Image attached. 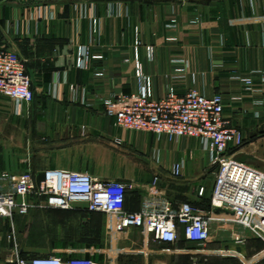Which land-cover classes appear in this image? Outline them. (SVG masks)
<instances>
[{
  "label": "crops",
  "instance_id": "0c3cea01",
  "mask_svg": "<svg viewBox=\"0 0 264 264\" xmlns=\"http://www.w3.org/2000/svg\"><path fill=\"white\" fill-rule=\"evenodd\" d=\"M81 47L97 57L86 69L76 65ZM148 47L154 49L152 59ZM3 51L17 53L24 62L35 100L16 115L14 104L0 94V131L8 128L13 141L25 135L35 153H51L48 168L126 183L127 211L140 210L155 178L175 208L189 203L204 213L212 210L213 187L200 197V174L188 165L194 156L213 166L202 144L170 149L157 136L124 130L106 116V99L138 91L137 63L151 77L156 98L169 86L180 95L196 89L206 97L222 96L225 118L246 138L244 150L264 158V0H0ZM181 67L185 72H176ZM150 150L152 157H145ZM159 154L167 156L163 164L157 162ZM181 162L182 176L176 178L172 168ZM76 208V214L92 219L82 223L85 231L98 232L101 220L100 229L107 233L104 214ZM215 213L223 221L210 226L205 244L187 240L182 228L177 243L157 241L148 224L107 235L102 245L70 243L40 251L47 246L33 247L31 238L18 257L59 254L100 264H264V240L232 223L230 213ZM12 227L0 219V264H9L13 253Z\"/></svg>",
  "mask_w": 264,
  "mask_h": 264
},
{
  "label": "built area",
  "instance_id": "2783aa9c",
  "mask_svg": "<svg viewBox=\"0 0 264 264\" xmlns=\"http://www.w3.org/2000/svg\"><path fill=\"white\" fill-rule=\"evenodd\" d=\"M175 23L169 28H175ZM140 40L135 41L138 58ZM153 58L154 49L147 48ZM87 47L77 52L76 65L86 69L90 59ZM184 73L185 68L176 70ZM139 80L138 91L120 92L105 100L106 116L116 125L130 132L150 133L170 141L190 139L199 141L212 153V163L217 166L210 212L204 213L186 203L175 208L158 186L155 178L143 198L138 212L126 210L129 186L119 180H101L88 173L65 169H49L41 180L34 177L3 173L0 176V219L13 221L16 217L29 216L33 210H71L84 206L89 213L106 217L107 235L113 237L131 228L143 229L150 224L155 240L175 244L182 228L187 240L205 244L210 238V226L223 221L215 212L230 213V221L264 240V173L235 159L230 153L239 150L245 142L243 133L225 118L222 96L206 97L198 90L180 95L168 87L162 97H155L151 77L136 64ZM248 86L251 79H244ZM251 90V88H250ZM0 94L8 98L17 109L34 101L31 78L25 64L15 52H0ZM184 163H176L172 175L182 176ZM205 189H199L203 197ZM15 260L10 264H100L91 258H63L59 254L21 259L18 246L14 248Z\"/></svg>",
  "mask_w": 264,
  "mask_h": 264
},
{
  "label": "rangeland",
  "instance_id": "374dc122",
  "mask_svg": "<svg viewBox=\"0 0 264 264\" xmlns=\"http://www.w3.org/2000/svg\"><path fill=\"white\" fill-rule=\"evenodd\" d=\"M13 113L16 115H20L22 113V108L20 109V112L17 113V109L14 106ZM234 126L238 129L240 128L239 126ZM13 139V136L10 137L8 128L1 129L0 176L3 173L7 172L20 177L31 175L32 177H34L36 182H39L43 174L47 170L51 169L48 167L50 166V157L52 156V154L48 153L42 156V154L31 151V149L27 145V138L25 135H19L18 138L14 141ZM157 139L159 140V144L167 145L170 147V149L177 148L179 150H182L187 149L188 147H200L201 145V143L196 142V140L190 139H180L174 141L167 140L164 137H157ZM244 139V145L239 150L230 153L234 155L236 152H240L239 154L235 155V159L264 172V158L260 157L257 154L251 153L250 151H245V136ZM148 153V155L147 153L145 154V157L152 155L151 150ZM210 154L212 155L211 152ZM159 156V161L157 162H162L163 164L167 156H163L161 154H159ZM202 164V160L198 157L190 156V158L188 159V165L195 170L194 173L196 175L200 174L198 181L200 185L205 188V193L209 194L211 193L218 167L214 165L212 166L209 162L207 163L206 160L204 164ZM75 209L77 208L75 207L74 209L63 211H54L55 209H37L33 210L28 218L17 220L16 217L13 221L7 220L9 221L11 226H17V231L12 227L10 236L11 240L15 242V244L13 245V252L15 246H18V253H20L25 242H30L31 238V241L34 243L33 247L38 245V243L42 244L43 246H47V248H41L42 250L40 251H43L45 249L48 250V246L50 247L54 245H64L70 243H91L93 245L104 244L107 233L105 234V232H102V230L100 229L102 221L100 220V227H98V232L89 234L84 230L86 228L83 227L82 223H89L92 220L91 217L85 213L78 215V213L76 214V212L73 211ZM65 221H68V223H66V226L64 223ZM38 249L39 248H34L35 251H38ZM12 259L15 260L14 253H11L8 262H10V260Z\"/></svg>",
  "mask_w": 264,
  "mask_h": 264
},
{
  "label": "trees",
  "instance_id": "16d2710c",
  "mask_svg": "<svg viewBox=\"0 0 264 264\" xmlns=\"http://www.w3.org/2000/svg\"><path fill=\"white\" fill-rule=\"evenodd\" d=\"M34 100H35V94H34ZM34 102V101H33ZM128 195V194H127ZM52 210V209H51ZM55 211H63V210H55ZM29 216H25V217H20V218H28ZM19 217H17L18 219Z\"/></svg>",
  "mask_w": 264,
  "mask_h": 264
}]
</instances>
